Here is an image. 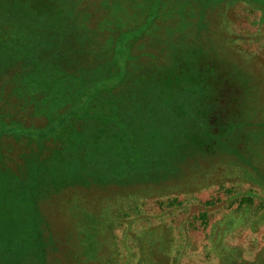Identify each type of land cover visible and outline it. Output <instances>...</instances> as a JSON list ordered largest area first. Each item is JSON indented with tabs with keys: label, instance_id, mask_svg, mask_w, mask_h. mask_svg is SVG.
Instances as JSON below:
<instances>
[{
	"label": "rangeland",
	"instance_id": "374dc122",
	"mask_svg": "<svg viewBox=\"0 0 264 264\" xmlns=\"http://www.w3.org/2000/svg\"><path fill=\"white\" fill-rule=\"evenodd\" d=\"M136 1L0 0V264L13 242L6 229L21 230L26 218L12 216L23 211L42 221L28 223L37 242L10 253L16 264H264V0ZM178 4L185 32L161 23L143 32ZM172 47L182 63L203 50L198 84L207 73L215 94L246 97L241 114L226 116L247 128L243 139L263 130L259 143L223 140L226 117L196 105L191 85L174 88L160 67ZM96 125L103 146L86 141ZM148 126L152 144L140 145L155 155L182 142L174 168L134 157L131 140L148 139ZM91 151L103 153L90 161L95 175L76 178ZM64 156L80 169L64 173Z\"/></svg>",
	"mask_w": 264,
	"mask_h": 264
},
{
	"label": "trees",
	"instance_id": "16d2710c",
	"mask_svg": "<svg viewBox=\"0 0 264 264\" xmlns=\"http://www.w3.org/2000/svg\"><path fill=\"white\" fill-rule=\"evenodd\" d=\"M130 1L131 0H126V2H128V3ZM142 1L144 3H147L145 0H142ZM56 2L58 3V0H56ZM135 2H137V1L135 0ZM147 4L149 5V3H147ZM162 4L163 5L164 4L165 5H170V6L176 5V3H174V2L167 1V2L162 3L161 0H157L158 8L159 7L161 8ZM173 9H175V13H177L178 16H176L175 13H173L171 15H167V14L159 15L158 14L155 18L149 20V16H150L149 14L143 15L142 20L140 21L141 27L144 26V22L149 20V23L147 25H145V27L143 28V32L145 30L147 31L149 29H151L152 31H155L158 28L157 26L160 23H161L163 31H168L169 32V31H176V30L179 29L180 31L185 32V29H186L187 25H185L183 29L179 28L178 26L180 24H182V26L184 25L183 16L186 13V7H182L181 8L179 6V4H178ZM131 10H135V9H131ZM166 22H168V23H166ZM163 24H167L168 26L164 27ZM186 46H191V45H186ZM156 47H157L158 50L162 49L163 51H166L167 48H168V46H161V45H158V44L156 45ZM171 50H172L171 51L172 59L170 60L169 65H167L168 62H165V63H162V64L160 62V64H161L160 67L162 69L161 72L163 71L165 73H168L167 75L170 78H172V83L175 84L174 88H176L178 91L181 90V89H186L187 87L190 88L191 86L193 88H195V92H194L191 100H193V102H195L196 105H198V103L201 102L202 104H204V107H205L204 110H207L208 112H211V113H214V112H216L218 114L221 113V116L226 117L223 120L222 124H220V126H219V131L221 133L222 139L223 140H227V141L231 140L232 142L237 143V144L239 143V141H241V142H244L245 145H247L248 142H250V144H255V145H256V143H259L260 140H261L259 138V136H261L263 134V130H259L258 129V130L251 131L249 135L256 136L253 139H249L248 137H245L243 139L242 137H240L242 135L241 133L244 132V129L246 130L247 128H245V126H241L243 124L241 121L237 120V121L231 122L229 120H231L232 118H228L226 116L227 113L228 114L232 113V115L241 114L242 113V108H241L242 106L239 105V103H241V104L243 103L244 104L245 103L244 99L246 100V97L243 99V97L241 96L238 100H237V98H234L233 102H229L228 97H226V95L228 94L227 92L215 94L214 93L213 84H208L205 81L206 77L209 76V75H207L206 70L207 71L210 70V77L212 79H209V80H213V79L216 80V78L218 77L217 76V71L214 69L215 68L214 65H212L210 63L209 66L207 67V69L205 70L206 76H205V78L203 80L204 83H200L199 82V84H198V82L195 81V79H193L194 76H193L192 69H195L197 72H201V73L204 72V70L198 68V64H199L198 62L203 58L202 57V54L204 53L203 50L201 51L199 49V53L200 54L193 50L192 52H196V54H192L190 56V58H189L190 62L189 63H182L181 61L176 60L177 57L175 55V52H177V50H174L173 47L171 48ZM151 56L154 57V55H151ZM147 59L150 60L149 58H147ZM176 62H179L181 65L177 66V72L175 73L176 68H173L170 65H173ZM175 79L185 80V81H187L188 85L184 84L182 88L181 87H177ZM189 85H191V86H189ZM224 97H226V99L228 100L227 102L226 101L223 102L221 100V99H224ZM218 98H220V100H217ZM232 106L236 108L234 113L230 110V107H232ZM192 110H194V109H192ZM253 111H256L255 108H253ZM191 116L192 117H191L190 120L192 122H194V123H196L197 120L203 118L198 113H192ZM226 121H229V122H226ZM199 123H201L200 127L203 126L202 128L207 129V128L204 127L205 126L204 120L202 122H199ZM152 124H150V125L152 126ZM147 128L151 129V133L148 134V136L146 134V137H148V139L147 138L142 139V136L144 134L139 133L137 136H135V139L137 138L136 140L134 138L131 140L133 144L138 143V147H136L137 149L133 151L134 157H137L139 155V151H140L142 156H144V153L146 155H148V156L151 155V159H149V160L146 159L148 161H145V162L152 161L153 163H155V166H158V167L174 168L175 159L178 156H180V152L181 151H179V150L182 148V145H180V143H182V142H179V144H177L175 146H167L165 144V147L161 150L160 154L159 155H155L154 149L151 146H149L150 147L149 148L148 146L140 145L141 141H145V142L147 141V143L152 144V130H156V129H152L150 126H148ZM91 131L92 132H87V134H86L87 143L89 145L90 144H94V146H103L101 141L103 140L102 137L104 136L105 132H104V130H102V126L96 125V126H94L92 128ZM114 132L115 131L110 130L109 134L110 135H114ZM15 133H12V134L11 133H6V134L15 135ZM40 133H41L42 137H48L49 136L48 135L49 133L47 131H43V132H40ZM244 135H247V134H244ZM252 147L253 148L249 149L250 150L249 152H251L255 156H258L257 155V150L258 149L255 148V146H252ZM95 150H97V149H95ZM63 152H65V151H63ZM118 153H119L118 150H114V154H112V152H110V154L112 156H116V155H118ZM102 154H101V156H99L97 151H94V152L91 151L89 153L82 154V156H84L83 158L80 156L81 155L80 154L79 157L82 158L81 160L85 162V164H84L85 167L82 169V171L80 170L81 174L76 175L77 176L76 178H82V177H85V176L88 177V175H90V174L95 175L96 165L95 164H90V161L93 160V161H95L94 163H97V161H99L102 158ZM61 160H62V167L64 168L63 169L64 173L67 172V170L71 171L73 169H76V167H78L70 158H66L64 156V158L61 157ZM168 162H169V165H167ZM102 174H105V173L102 171L98 175L102 176ZM98 175H96V176H98ZM105 175H108V174H105ZM69 176H70V174H68V173L67 174H62L61 178H63V179H62L61 185L63 184V182L64 183L66 182V184H67L68 181H63V180H64V177L66 178V177H69ZM111 176H113V174H111ZM88 178H91V177H88ZM68 184H70V183H68ZM23 212H24L23 214H16V216H12L13 219H16V217H19V218H22V219L26 218L24 220V225L21 227V230L16 232L12 228H7L6 229V231L8 230L9 236L13 240V242L11 244V250L6 253V255L9 256V261L7 262V264H16L14 262L15 260H10V258H11L10 257V253L17 252V248L20 249V247L23 246L22 242L27 240V243H28V238H31L32 241H33V239H35V241L37 242V239L34 238V236H35L34 235V230L29 229V228L32 225H38L40 223V221H42L41 220L42 217L41 218L38 217L37 214L36 215L27 214V211H23ZM3 220H4V217H1V215H0V221H3ZM28 223L30 224V226H29ZM3 232H5V231L3 230ZM17 243H18V245H17ZM34 246H35V244H34ZM31 248H34V247H31Z\"/></svg>",
	"mask_w": 264,
	"mask_h": 264
}]
</instances>
